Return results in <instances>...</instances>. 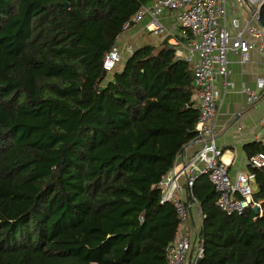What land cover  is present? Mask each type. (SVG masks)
I'll return each instance as SVG.
<instances>
[{
	"label": "trees",
	"instance_id": "obj_1",
	"mask_svg": "<svg viewBox=\"0 0 264 264\" xmlns=\"http://www.w3.org/2000/svg\"><path fill=\"white\" fill-rule=\"evenodd\" d=\"M146 1L0 0V264H167L181 219L158 183L197 137L193 65L165 39L103 67ZM249 170L261 209L242 214L195 180L199 264H264Z\"/></svg>",
	"mask_w": 264,
	"mask_h": 264
},
{
	"label": "built area",
	"instance_id": "obj_2",
	"mask_svg": "<svg viewBox=\"0 0 264 264\" xmlns=\"http://www.w3.org/2000/svg\"><path fill=\"white\" fill-rule=\"evenodd\" d=\"M245 5L249 18L241 23L240 18H230L228 3ZM264 0H153L149 6H142L123 25L127 31L139 23L146 15L151 16L147 29L155 34H170L167 27L158 19L164 10H177V22L180 26V38L171 43L184 45L187 54L176 51L178 59H184L193 65V78L197 86L196 106L199 117L196 124V141L199 147L190 159L183 162L178 170L173 167L158 183L161 189V202H171L180 216L178 235L166 247L167 264H199L204 255L203 239L198 230L203 221V212L192 189L195 180L201 174H207L218 194L217 206L228 214H242L254 206L261 209V201L254 199L255 173L239 171L234 177L229 173L228 164L223 160V149L216 143V118L222 100V90L217 87V79L224 80V87L234 83L227 80L230 73L228 52L241 54L247 61L250 50L264 55V26L260 22V9ZM134 44H126L125 53L131 54ZM123 59L119 45H115L106 55L103 67L112 71ZM262 76L257 79L258 90L242 86L247 93L249 104H255L264 88V62ZM262 133L255 141L264 145V115L260 120ZM250 167L264 168V151L248 156ZM186 182V196L180 179Z\"/></svg>",
	"mask_w": 264,
	"mask_h": 264
},
{
	"label": "crops",
	"instance_id": "obj_3",
	"mask_svg": "<svg viewBox=\"0 0 264 264\" xmlns=\"http://www.w3.org/2000/svg\"><path fill=\"white\" fill-rule=\"evenodd\" d=\"M153 0H147L143 5L149 6ZM142 5V6H143ZM228 14L230 18L238 17L241 23L248 18L250 11L244 5H238L234 2L228 3ZM177 10L164 9L159 15V21L167 27L170 34H155L147 29L151 16L146 15L139 23L125 31L124 37L119 40L134 41L135 47L145 44L160 45L165 39L171 44L175 38H180L181 29L177 22ZM153 33V34H152ZM179 53L186 55L187 48L184 45H177ZM230 73L227 80L234 83L224 87V80L221 77L217 79V87L222 90V100L218 108L216 118V143L223 149V160L228 164L229 173L232 177L239 171H250L248 162V153L245 145L254 142L256 137L262 133L260 120L264 115V88L260 90L259 100L255 104H249L247 93L241 90L246 86L252 90H258L257 79L261 77L264 55L257 50H250L247 61H242L241 54L235 51L228 52ZM197 101V93L194 95ZM199 143L194 140L178 156L174 167L178 170L181 164L196 152ZM184 197L186 196L185 178L180 179ZM256 189V187H255Z\"/></svg>",
	"mask_w": 264,
	"mask_h": 264
},
{
	"label": "rangeland",
	"instance_id": "obj_4",
	"mask_svg": "<svg viewBox=\"0 0 264 264\" xmlns=\"http://www.w3.org/2000/svg\"><path fill=\"white\" fill-rule=\"evenodd\" d=\"M124 34H125V31L120 35L119 40L122 39V38H125V37H124ZM152 34H153V33H152ZM133 42H134V41H128V40H122V41H120L119 46H120V49H121V51H122L123 59L128 55L127 53H125V51H126V50H125L126 44L131 43V44L133 45ZM134 43H135V42H134ZM121 63H122V61H120V62L118 63V65L116 66V68H119V66H120ZM251 183H252L253 188L256 187L254 181H252Z\"/></svg>",
	"mask_w": 264,
	"mask_h": 264
},
{
	"label": "water",
	"instance_id": "obj_5",
	"mask_svg": "<svg viewBox=\"0 0 264 264\" xmlns=\"http://www.w3.org/2000/svg\"><path fill=\"white\" fill-rule=\"evenodd\" d=\"M260 22H261V24L263 25V22H262L261 18H260ZM263 26H264V25H263ZM253 209H254L255 211H257V207H256V206H254Z\"/></svg>",
	"mask_w": 264,
	"mask_h": 264
}]
</instances>
